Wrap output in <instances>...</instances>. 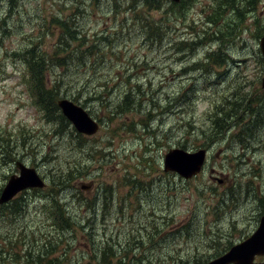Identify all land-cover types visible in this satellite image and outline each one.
Instances as JSON below:
<instances>
[{
	"label": "rangeland",
	"instance_id": "obj_1",
	"mask_svg": "<svg viewBox=\"0 0 264 264\" xmlns=\"http://www.w3.org/2000/svg\"><path fill=\"white\" fill-rule=\"evenodd\" d=\"M137 8L148 21L169 26L161 41L147 39ZM215 10L220 11L216 16ZM58 16L81 30L78 37L111 48L92 66L80 62L76 76L87 68L84 74L110 79L104 94L115 100L129 86L124 78L132 76L130 84L141 85L133 92L142 100L140 111L109 119L97 101L84 104L100 128L78 137L71 125L36 105L23 80L27 55L16 53L30 37L50 52L63 33L53 21ZM204 30L215 35L204 40L205 46L188 51L177 45L171 55L173 40L190 41ZM263 33L264 0H184L175 14L147 9L142 0H0V191L18 172L15 160L35 167L47 182L0 205V264H47V257L58 264H95L91 256L104 247L114 254L113 263L121 258L126 264H174L180 258L175 264H202L250 235L263 209L257 201L264 189ZM218 48L222 61L212 63L205 54H217ZM194 64L199 68L192 70ZM254 95L260 97L253 102L260 108V123L246 133L244 121H250H239V115ZM235 97L242 104L232 117L229 102ZM219 121L222 129L214 125ZM74 138L84 152L76 149ZM183 143L188 151L209 150L203 172L188 180L161 174L164 154ZM73 166H84L85 172L58 192L49 184L53 171ZM58 212L71 215L75 224L68 229ZM42 242L53 245L43 262L23 252Z\"/></svg>",
	"mask_w": 264,
	"mask_h": 264
},
{
	"label": "trees",
	"instance_id": "obj_2",
	"mask_svg": "<svg viewBox=\"0 0 264 264\" xmlns=\"http://www.w3.org/2000/svg\"><path fill=\"white\" fill-rule=\"evenodd\" d=\"M9 1L11 3L12 0ZM218 1L219 0H217V2ZM221 1H224L226 4H230L232 0ZM246 2H248V0H246ZM163 3H165V5H162ZM183 3L184 0H182L181 5H183ZM181 5H177L176 3L170 2L169 0H142V6L147 9H162L164 12H171L172 14H175L176 7ZM78 7L79 6H76V10L78 9ZM219 12L220 11H217L213 15L216 16L219 14ZM135 15L138 18L144 20L143 26L147 28V39L156 36L159 38V41H161L166 35V33L169 31V26L167 25L161 27L160 25L155 24L154 20L148 21L146 14H143V11L139 8H137V10L135 11ZM53 21H56L55 26H58L63 29V33L56 36L55 45L50 52L46 51L44 46L36 45L35 40H32L31 37L28 38L27 43L25 44L21 52H13V54L16 53L19 56L20 54L27 55V57H25V59L23 60L26 65V70L24 72L23 79L27 85L29 93L33 96V98H35L34 102L36 103V105L39 108L44 107L45 109L51 110L52 118L56 121H63L64 126H70L71 124L61 114L59 108L57 107L56 100L59 97H67L83 105L84 107V104H88L90 102L93 103L94 101H97L99 108L107 115V118L109 119H113L114 114L121 115L132 110L140 111L142 100L141 98H138L137 95L133 94V92L134 90L140 92L141 85L136 83L130 84V80L133 79L132 76L124 78L125 81L129 84V86L122 92V95L116 97V100L115 97L109 95L107 96L104 94V92H106L105 90L110 89L111 87H109V82L106 81H111L110 79L101 80L100 78L94 77L90 74H84L86 73L87 68L85 72H82V77L76 76V73H79L80 71V62L82 63V65H84L85 63L86 66H92L95 64V61H92L94 58L98 56H103L105 58L107 53L111 51V48L105 47L106 43L104 42L99 44L95 42L88 43L85 40V36L78 37V35L81 34V30H77L76 27L72 24V22L69 19H66L65 16L62 17L61 25L59 16L56 17V19H53ZM207 22H211V17H208ZM1 31L3 36L7 34L6 31L8 32V30L6 29V23L2 24ZM12 31L13 30H11V32ZM208 34L209 33L206 30L196 31L194 34V38L190 41L181 40L177 43L175 42V40H173L171 42V47L173 49L171 55H174L177 45H179V49H181L182 47L189 48L188 51L195 50L196 46L201 44L205 46L204 40L211 41V39L215 37L213 33H210L209 36ZM100 39L105 40L106 42L110 41L108 39V36H96V40L99 41ZM219 39H221L220 36ZM215 52L216 51H209L205 54L209 59L212 60V63H218L222 61L223 52L219 48L217 50L218 53L216 54ZM206 64L207 63H201L200 65L202 67H205ZM195 68H199V64H194V66L191 67L192 70ZM47 74L49 78L46 76ZM107 94H109L108 91ZM247 95L248 94L244 92V95L241 97L239 95V97L245 99ZM259 99L260 97L255 95L249 97L248 102L245 103V105L242 107L241 114L239 115V121H250L248 123L244 121V125L246 124L244 126L246 133L252 132L254 130L255 122L260 123V108L257 110L253 103ZM134 100H137L138 104L135 103ZM229 103L230 105L232 104L231 111H233V113L231 114L232 117H234L233 114L235 113L237 107L239 105L241 106L242 100L240 99V102L238 103V98L235 97L233 99H230ZM260 105L262 107V103ZM219 108V105L216 106V109H218L217 114L222 115L224 108L223 110L222 108ZM147 112L149 113V111ZM219 115L217 116L218 120H220L221 117ZM223 122L224 121H219V123L214 125L217 126V129H222L221 126L224 125ZM140 123L145 125V120L141 119ZM220 123L222 124L220 125ZM77 136L82 137V135L79 133H77ZM210 136H207V138ZM217 138L218 135H215L212 138V141ZM74 139L76 140V138ZM204 139H206V136H204ZM76 141V149L81 152H84L85 147L83 146V144H81L79 140ZM188 145L194 146L193 143H188ZM201 146H203V144H201ZM2 147L4 146L2 145ZM180 147L186 149L187 144L183 143L180 145ZM97 152L100 153L101 151L97 150ZM83 172H85L84 166H73L71 168H68L67 171L64 169L54 170L52 178L49 179V184L57 186L59 192L60 189L68 187L70 183ZM161 174H165V172L162 171ZM125 180L127 181V179ZM136 181V178H134L132 180V183ZM167 182L169 183L168 186H170V182ZM145 184L150 185L151 182L149 181ZM257 201L260 203L259 206L263 208L261 210V213L264 214V189L261 192V195L257 196ZM17 203L18 201L14 202V204ZM57 217L60 222L66 224L68 229H70L71 226L75 224L74 218L69 214L67 215V213L63 216L58 212ZM162 220L164 221L163 217ZM58 237L60 236L58 235ZM14 243H12L11 241L10 245L8 246H12ZM31 247H33L32 244L29 248H25L23 252H25L26 256L29 257H31L35 253L36 259L40 260L38 262H43V258H45L53 251V245H50V243L48 245L47 243L42 242L38 246H34V251L30 249ZM11 257L17 259L18 254L14 253ZM91 257L93 258H90V260L95 261V264H126L125 262H122L121 258H117L116 260L118 261H115L113 263L112 261L114 259V254L108 251V249L105 247L100 252H98L97 255ZM178 259L180 258H177L175 260V263H177ZM138 260L139 262H144L143 260L141 261V258H139ZM28 261L35 262L32 258H29ZM47 264H58V260L55 261L47 257Z\"/></svg>",
	"mask_w": 264,
	"mask_h": 264
},
{
	"label": "water",
	"instance_id": "obj_3",
	"mask_svg": "<svg viewBox=\"0 0 264 264\" xmlns=\"http://www.w3.org/2000/svg\"><path fill=\"white\" fill-rule=\"evenodd\" d=\"M179 2V0H171ZM259 49L263 61V76L261 86L264 87V34L259 39ZM57 106L62 114L71 122L79 133L86 135L94 134L98 123L92 119L89 113L81 106L68 98H59ZM205 159V149L188 151L182 148H170L163 157L164 171H174L179 176L189 179L200 172ZM19 169L17 174L8 178L0 193V203L10 200L19 191L30 187L44 186L43 179L38 175L35 168L28 167L21 162H16ZM84 188V187H83ZM264 254V215H261L256 229L242 241L233 244L229 250L217 258L205 264H261L254 263L257 255Z\"/></svg>",
	"mask_w": 264,
	"mask_h": 264
},
{
	"label": "bare ground",
	"instance_id": "obj_4",
	"mask_svg": "<svg viewBox=\"0 0 264 264\" xmlns=\"http://www.w3.org/2000/svg\"><path fill=\"white\" fill-rule=\"evenodd\" d=\"M16 162H18V161L15 160V163H16ZM20 162H21V161H20Z\"/></svg>",
	"mask_w": 264,
	"mask_h": 264
}]
</instances>
